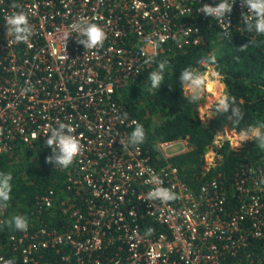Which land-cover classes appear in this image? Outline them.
Masks as SVG:
<instances>
[{"label":"built area","instance_id":"obj_1","mask_svg":"<svg viewBox=\"0 0 264 264\" xmlns=\"http://www.w3.org/2000/svg\"><path fill=\"white\" fill-rule=\"evenodd\" d=\"M218 3L0 0V155L16 143L45 142V126L57 122L70 123L85 145L62 186L36 202L59 214L62 228L29 223L26 232L0 238V257L16 264H227L264 237V166L258 156H244L230 185L218 173L195 192L169 160L190 149L188 137L158 140L154 159L142 145L122 143L135 127L132 122L139 123L120 101L123 90L154 53L201 43L200 27L183 17H197L203 4ZM21 9L29 13L34 32L28 43L9 46L13 37L5 17ZM242 13L248 8L236 0L226 19H212L228 38L225 28L230 36L247 33ZM80 17L105 27L102 48L87 50L73 32L65 49L60 36ZM162 35L166 41L159 43ZM29 84L32 90L23 93ZM214 153L211 146L205 170L219 164ZM153 174L175 191V201L147 200L155 185L145 181ZM8 219L7 207L0 212V231Z\"/></svg>","mask_w":264,"mask_h":264},{"label":"trees","instance_id":"obj_2","mask_svg":"<svg viewBox=\"0 0 264 264\" xmlns=\"http://www.w3.org/2000/svg\"><path fill=\"white\" fill-rule=\"evenodd\" d=\"M183 18L182 21L200 27L203 41L181 49L167 47L155 55L153 62L123 90L120 101L144 126L146 140L140 145L153 159L157 154L155 142L158 140L189 138L190 149L170 156L169 160L179 168L182 180L198 192L205 182L218 173H222L230 185L243 153L242 150L231 149L229 143L225 142L218 151V156H221L219 164L205 170V155L214 145L218 134L224 130H234L235 126L228 119L229 114L225 113H216L212 119L203 122L198 110L204 100L199 104L189 103L179 84V76L188 67L203 71L199 61L209 54H215V67L222 74L227 91L236 97L245 113L239 127L264 123V35L234 31L230 38H225L211 17L200 14ZM245 45L248 46L241 49ZM164 60L168 61L165 82L160 90H152L148 75ZM156 113L163 119L154 124ZM50 155L52 149L44 141L34 147L16 143L12 150L0 155V171L11 172L13 176V191L8 204L10 218L24 215L33 225L41 223L61 229L65 220L59 214L51 215L36 205L43 193L62 186L70 174L69 167L56 168L54 163H48L46 158ZM249 158L254 160L257 157ZM259 164L263 165L262 162ZM12 232L20 233L6 225L0 231V238L6 241ZM49 258L54 260L53 255ZM250 260L264 264V237L254 241L245 253L228 258L226 262L249 264Z\"/></svg>","mask_w":264,"mask_h":264},{"label":"clouds","instance_id":"obj_3","mask_svg":"<svg viewBox=\"0 0 264 264\" xmlns=\"http://www.w3.org/2000/svg\"><path fill=\"white\" fill-rule=\"evenodd\" d=\"M235 3L236 0H219L216 6L203 4L200 11L206 17L222 21L226 19L227 15L232 13ZM241 3L248 8L247 14L242 13V23L245 26V30L249 33L254 32L257 35H264V0H241ZM13 7L21 8L19 4H15ZM5 21L7 35L13 37L12 40H8L9 46L29 42L33 35L34 27L30 22L28 12L22 9L13 11L5 17ZM73 32L76 33L77 42L82 44L87 50L102 48L107 39V32L104 26L80 17L70 26V31H65L60 36V39L65 44V49L67 41L72 37ZM224 35L230 38L227 28L224 29ZM165 41L166 38L163 35L159 37V43ZM247 46L245 45L241 49ZM155 47L158 48L159 44L155 45ZM52 51L55 54V50L53 49ZM154 56L155 53L153 56L148 57L145 63H152ZM60 58L68 59L63 54ZM216 63L215 54H209L208 57L202 58L199 61L200 66L204 69L203 71L199 68L188 67L181 72L179 84L182 87L185 98L189 103L199 104L200 101L210 94L212 104L201 105L199 107L200 119L203 122L212 119L210 107H214L217 114H229L228 119L235 126L233 135L231 136L232 145L239 150L245 142L251 140L255 141L261 150H264V123L249 125L244 128L239 127L240 123L244 120L245 113L237 103L236 97L230 95L227 91V86L223 83V76L215 67ZM167 65V60L161 61L156 70L149 73L148 80L151 83L152 90H160L162 84L165 82L164 73ZM31 90L32 86L29 84L22 92L27 93ZM124 115L126 118L127 113ZM132 123L135 125L134 130L129 134L126 141L122 140L124 148L128 145H140L146 140L144 126L136 121ZM238 128L239 130H237ZM45 129L43 134L47 137L45 145L52 149V155L46 158L47 162L54 163L56 168L58 166L65 169L70 167L85 150V145L81 142V139L74 134L75 128L70 123L57 122L56 126L46 125ZM12 180L13 176L11 172L0 171V212H3L8 207L11 200V193L13 191ZM145 183L155 185L147 193L148 201L160 200L162 203H168L177 199V194L173 189L162 186L163 181L159 176L153 174ZM5 223L9 227H14L21 232H26L29 228V219L24 215H15ZM151 232L152 230L149 229L148 234L150 235ZM0 264H16V260L14 258L4 259L0 257Z\"/></svg>","mask_w":264,"mask_h":264},{"label":"rangeland","instance_id":"obj_4","mask_svg":"<svg viewBox=\"0 0 264 264\" xmlns=\"http://www.w3.org/2000/svg\"><path fill=\"white\" fill-rule=\"evenodd\" d=\"M248 34H252V33H248ZM224 83V81H223ZM225 84V83H224ZM131 85V83H129L127 85V87H129ZM124 92V91H123ZM122 92V93H123ZM203 103L201 105H211L212 104V98H211V95L209 94L208 96L205 97V99H203ZM200 105V106H201ZM209 110L211 111L212 113V117H214L216 115V112H215V109L214 107H210ZM163 119L161 116L158 115V113H156L153 117V123L156 124L157 121ZM205 121H208V120H205ZM233 131L234 130H224L222 132H220L217 136V139L215 140L214 142V145L212 146L213 147V150H214V156L215 158H217L219 160V158H221V156H218V151L219 149L222 147V145L225 143V142H228L229 143V146L231 149H235V150H238L237 148H235L233 145H232V140H231V136L233 135ZM239 150H242V153H243V158H245L244 156H253V157H259V162H262L264 163V150H261L255 141H247L245 142L242 147L239 149ZM245 152V154H244ZM264 166V164H263Z\"/></svg>","mask_w":264,"mask_h":264}]
</instances>
